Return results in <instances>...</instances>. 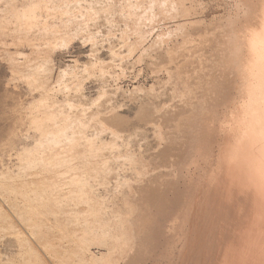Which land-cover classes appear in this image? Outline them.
<instances>
[{"label": "bare ground", "instance_id": "obj_1", "mask_svg": "<svg viewBox=\"0 0 264 264\" xmlns=\"http://www.w3.org/2000/svg\"><path fill=\"white\" fill-rule=\"evenodd\" d=\"M226 2L0 0L32 99L31 140L0 137V264H264V0ZM77 34L88 61L57 66Z\"/></svg>", "mask_w": 264, "mask_h": 264}, {"label": "rangeland", "instance_id": "obj_2", "mask_svg": "<svg viewBox=\"0 0 264 264\" xmlns=\"http://www.w3.org/2000/svg\"><path fill=\"white\" fill-rule=\"evenodd\" d=\"M216 1L219 2L222 6L224 5L225 7L228 6L227 2H226L227 4L223 3V1L225 0H203V2L205 3V6L207 7L203 13V15L206 14L204 15V17L209 18L210 15H212L213 10L215 11L213 7ZM217 9L218 8H216V10ZM115 15H117V13ZM143 26H142L143 29L149 28L148 25H143ZM157 28H158V25L156 26V29ZM115 36L117 37L118 35H115ZM130 36L132 37L133 35H130ZM80 37H82V35L77 34V37L75 38V40L74 39L71 40V42H69V45L67 44L65 47H62L59 49L57 48L55 50V53L53 54L54 55L53 58L57 66L60 65L61 68H63L65 64H70L72 66L73 63L71 60L76 59L78 67H82L83 63H86L88 61V47L89 46L86 44L82 45L79 40ZM6 42L9 44V38L6 39ZM115 43H116V47H119V43L118 42H115ZM10 45L8 46V48H6V50L7 49L9 50V51L7 50L9 53L14 52L15 50L14 48L15 46L13 45L14 46L13 47L12 45L11 46ZM1 49H0V137L3 138L4 141H6L7 138H11V139L13 138L14 141L18 140V142H16V146H17L19 145L20 142L31 140V137L21 138V134L25 132V129L27 127V120L23 113L20 115L19 113L24 112L25 107H27L30 104L32 99H30V97L27 95L28 90H27L26 85L22 81L20 82V80L18 79L15 80V78H13L11 72L9 71L10 70L9 65H7L9 64L8 56L7 55L5 56V54H8V52L3 51L4 48H1ZM20 50L23 52H28L27 48L24 46L20 47ZM99 52L102 58H104L105 60H108L109 55L105 48L104 49L102 48ZM18 58H20L19 55H18ZM127 75L125 78L122 77L120 78L121 80L120 79L118 80L119 86H121L123 90H130L132 89L133 86H137V85L141 86L142 90H138L136 93V96L142 97L145 95L146 89L152 86L153 84H155L154 82H155V77L157 74L153 72V69L150 65V61L146 60V61H142L141 63H136L134 66L133 72ZM160 75H162V73ZM11 82H13L14 84ZM6 83H9L10 85ZM11 84L15 87L18 86L17 89L15 87L12 88L13 86ZM73 90L74 89L70 91L74 93L75 91L73 92ZM82 91L85 92L84 94L87 95V101H89L97 95L98 87L95 83L86 81L84 85V89ZM109 92L112 93V90L109 89ZM118 93L119 94L116 93L115 96L110 95L111 102L118 103V104L119 103L124 104V105H121V107L119 108V114L123 117H126L127 122H129L130 124H133V122H136L134 118V113L137 109L135 100H130L129 98L125 97L126 95L121 96L120 92ZM18 97H20L19 98L20 100L18 99ZM59 97H61V94H59ZM9 135H12V137ZM5 149L7 148L5 147ZM96 249L97 248L95 246H92L91 248V250L94 252H96ZM13 255H14V258L18 257V254H16V251L13 252Z\"/></svg>", "mask_w": 264, "mask_h": 264}]
</instances>
